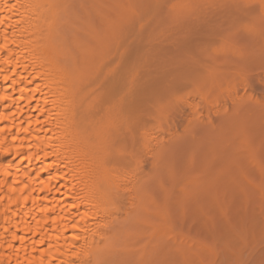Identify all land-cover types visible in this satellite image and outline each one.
Returning a JSON list of instances; mask_svg holds the SVG:
<instances>
[{"label":"bare ground","instance_id":"bare-ground-1","mask_svg":"<svg viewBox=\"0 0 264 264\" xmlns=\"http://www.w3.org/2000/svg\"><path fill=\"white\" fill-rule=\"evenodd\" d=\"M176 6L170 18L191 11ZM130 9L128 0H0V264L190 258L181 237L152 247V125L138 122L121 70ZM238 32L254 40L248 25ZM204 126L199 163L188 169H210L205 178L174 202L158 189L172 218L251 195L238 172L244 162L254 168L241 161L247 145L227 143L244 133L264 155V107L224 121L219 134Z\"/></svg>","mask_w":264,"mask_h":264},{"label":"rangeland","instance_id":"rangeland-1","mask_svg":"<svg viewBox=\"0 0 264 264\" xmlns=\"http://www.w3.org/2000/svg\"><path fill=\"white\" fill-rule=\"evenodd\" d=\"M255 1L128 0L121 70L135 96L138 122L152 125V247L160 248L166 236L173 242L181 237L190 255L185 263L168 257L169 264H264V155L247 141L251 137L237 133L227 143L242 138L247 147L239 150L241 161L254 166H239L251 195L238 205L221 197L202 214L176 219L159 200L160 192L178 200L187 182L202 181L210 171L188 169L199 163L205 124L219 134L224 121L235 123L264 107V19ZM172 5L191 11L178 20L174 12L172 19ZM242 25L252 29L254 40L238 32ZM218 214L226 221L218 222Z\"/></svg>","mask_w":264,"mask_h":264}]
</instances>
